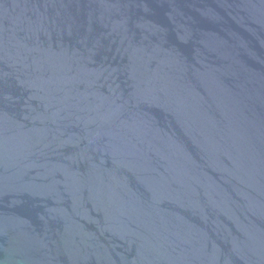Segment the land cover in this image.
Returning a JSON list of instances; mask_svg holds the SVG:
<instances>
[{"label":"water","instance_id":"water-1","mask_svg":"<svg viewBox=\"0 0 264 264\" xmlns=\"http://www.w3.org/2000/svg\"><path fill=\"white\" fill-rule=\"evenodd\" d=\"M0 264H264V0H0Z\"/></svg>","mask_w":264,"mask_h":264}]
</instances>
